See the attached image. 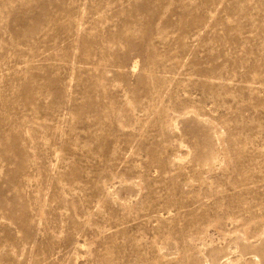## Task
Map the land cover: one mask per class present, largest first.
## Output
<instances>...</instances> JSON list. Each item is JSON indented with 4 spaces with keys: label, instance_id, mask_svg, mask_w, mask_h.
<instances>
[{
    "label": "rangeland",
    "instance_id": "rangeland-1",
    "mask_svg": "<svg viewBox=\"0 0 264 264\" xmlns=\"http://www.w3.org/2000/svg\"><path fill=\"white\" fill-rule=\"evenodd\" d=\"M0 264H264V0H0Z\"/></svg>",
    "mask_w": 264,
    "mask_h": 264
}]
</instances>
